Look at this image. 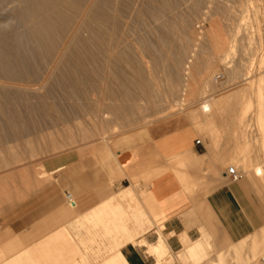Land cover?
Returning a JSON list of instances; mask_svg holds the SVG:
<instances>
[{
  "label": "rangeland",
  "instance_id": "374dc122",
  "mask_svg": "<svg viewBox=\"0 0 264 264\" xmlns=\"http://www.w3.org/2000/svg\"><path fill=\"white\" fill-rule=\"evenodd\" d=\"M11 1L13 2L12 3L13 7H15L19 4L18 0L17 1L11 0ZM72 1H74V0H72ZM75 1L76 2H73V3H77V2L78 3L76 5L74 4V6H75L74 9L75 8L80 9L82 1L80 0L81 3L79 0H75ZM112 1H115V0H112ZM116 1H115V3H116L115 7H117L118 9H122L124 6H121V8H119L118 5L123 4L124 2L122 0H116ZM162 1H163V4H166V5H164V7L171 4L170 5L171 7L169 6L171 8V11L169 13L171 14L172 9H173L172 15H170L168 13L169 7H166V8L162 7L163 6ZM162 1L158 0L155 2V3H157V2L159 3V4L157 3L156 5H159V6L161 5L160 7L156 6V7H158V10H156L157 8H155L154 3L149 4V7H147V5H148L147 1H146L147 5L143 4V11H146V8L147 9L149 8L153 12H152V14H150L151 15V17H150L147 14H149L151 10H148L149 12L146 11L147 14H145V15H146L147 21H146V23H145V25L141 31L142 39L138 38L137 39L138 45L135 44L136 47L138 48L139 55L136 52L126 51L125 54L128 56H126L127 57L126 58L124 55V58H123L124 62L120 65V68H119V65H117L116 66L117 68H115L116 70H113V68H112V71L114 73L111 70L109 71L110 73H113V75L112 74L110 75L111 78L114 79V82L112 84H95L94 85L95 82H93V81H96L95 77H97L95 75V73L98 71L97 70L98 68L96 67V63H95L96 60L94 61L95 56L91 57L93 60L89 58L90 62H91V60L94 61V65L92 64V62L90 63L89 60H88V63H87V61L84 60V59H88V57L86 56L87 53H88L87 55H91V51L95 55L98 53V51L96 50V42H94V40H90V42L88 44L89 47L87 45L85 47H82L79 50V55H81V53H82V55H85L83 58L85 63L82 62V60H81L82 55L78 56V57H81V59L79 58L80 60H78V58H73L69 62L70 66L77 71L78 78H79V81L81 83L78 82L79 83L78 84V83L74 82L75 84L69 83V84L47 85L48 88H46L45 90H48L49 92H51V95H50V93H48L50 95V97H48L46 99V102L43 105L42 110L37 112V115L36 114L33 115L34 113L29 111V110H31L30 108L25 109V108H22L23 106L21 107L23 109V113H21V114L24 115L28 111L30 113L28 112V116H27V118L25 116V119H24V116L22 115L23 121L22 120L21 121L23 123L22 122H20V123H22L23 126H21V127H23V128H21L20 132H15V134H14V130H12L11 125H9V123H7L5 121V119L0 117V130H1L0 131V155H1L0 156V171H1L0 172V252H5L7 254L3 258V262H2L3 264H6L8 261L11 260V258L13 256H16V255L18 256L20 253L22 255L17 259L27 260V258H30V256L27 255V253H29V252L35 253V252L41 250L42 249L41 246L43 244H46L47 241L49 240V238L52 237L53 235H55V233L57 231H59L60 229L63 230V232L66 235L71 234L75 238V244L77 246L82 245L83 240L89 241L92 238V236H91L92 233L98 234L97 238L96 239L94 238V241L87 242L89 244V245L87 244V249L86 248L81 249L82 253H84L86 255V259L88 257L89 260L87 259V261H89L90 264H100L106 258L111 256V253L109 252V250H110L109 247L113 246L115 250H118L116 245L118 243H124L126 241V240H123V236H125L127 233H125L123 231H120V232L115 231V225H112L111 229L108 230L109 232H104L102 230V228L100 229L101 231H99V229L94 230V227L92 225L86 223L89 225V226L87 225L89 227L87 230L86 229L84 230L81 226L80 232L77 231V228L79 226L77 221H81L83 219L85 213L79 214L78 212L75 213L73 211V212H69L72 214L69 218L63 217V219H60L58 217V215H57L58 208L54 206V202L58 200V202H60V204H62V206H64L65 208L66 207L68 208V205H67L68 201L66 199V196L68 194H71L76 199L77 192L75 190L74 181H72L73 179L75 180L74 174L72 176H69V179H67V181L65 180V183H64L63 188H62L63 193H62L61 197L52 200L50 203L45 202L44 206H42V208H40V210H38L36 213L28 216L29 215L28 212L31 210V208H33V204H34L35 200L43 199V198H45V200H46L49 198L48 190L46 192L45 188H43L44 186H46V185L52 186V184H53V186L58 187L60 185V181H59V177H58V175L60 173L55 174L52 177V179H49L48 182L45 183L44 185H35L33 183V181H34L37 173H40L41 171H43V165L45 166L44 170H50V169H54L55 167H57L59 164V161H57V159L59 157H61V155L66 156V154L67 155L73 154L74 157H73L72 161L77 162V163H82L83 161H91L93 163V166L88 168V172H90L92 170L99 169V170H102L103 173L104 172L106 173V171L108 169H105L103 167V163L105 164V162L108 160H110V162L115 161L117 153L119 151H124V150L130 149V148H133L140 143H145V142H148L150 140V137H149L147 139V141L145 139V142L140 141V142L134 143V139H136L138 137V135L143 132V130L136 131L135 129L147 121H148V123L152 122V121H154V122L151 123V126H148L147 128H145L144 132H147V130L151 131V130L156 129V131L158 130L157 132L168 133V132L175 131L178 129L190 128V132L192 134L191 145H192L194 139L199 140L201 142L203 152H205L206 154H209V152H211V148H210L211 142H209L210 140L208 138H206L207 136L205 137V136H203L204 135L203 133L195 132L194 129L191 127L190 120H188V119L186 120V118H188V117H185V113L179 114L180 112L177 110L179 108L176 107L171 111L166 110V107L164 106L165 101H163V100H166V99L168 100L169 95L172 92L173 93H172L171 97H173V96L176 97V98L173 97L176 100V102L181 101L182 100L181 98L187 99L188 93H189L188 90H190L191 84H189L188 81L186 82V79L183 78V76H182L184 74L183 70L184 71L187 70L186 67L189 66L188 62H189V60L190 61L193 60L191 58L193 56L195 58L203 56L205 58L211 59L210 58L212 56V55H210L212 53L211 47H210L211 41L207 37L210 35V33H208L209 35L206 33V32H209L210 22H211V20H214V19L219 20V18H220L221 19L220 21H224V23H225V21H227L226 17H228L229 16L228 14L230 13V12L227 13V11H230L231 7L232 8L235 7L233 5V2L235 0H219V1L218 0H214V1L212 0L213 3L210 0H162ZM125 2H126V4H128L130 2V0H126ZM151 2H153V1H151ZM167 3H169V4L167 5ZM12 4L6 6L7 9H5V10H9L8 8L12 7ZM0 5H1V3H0ZM152 5H154V6H152ZM181 5L182 6L185 5L184 6L185 9L182 8ZM72 6H73V4H72ZM160 8H161V11L163 9H166V10H164V12L167 11V13L164 14V12H162V14H159V13H161V11L159 10ZM70 9H72V7H69V9H68V13L70 15H74V12L75 13L77 12V11H73V9L72 10H70ZM77 9H75V10H77ZM225 10H227L226 11L227 14L224 17ZM174 11L175 12L178 11V12H176V13H178V16L176 13L174 14ZM205 13H206V15H205ZM212 13H216L217 15L221 14L222 16L218 15L216 17V15H214ZM166 14H168V15H166ZM157 15H158V17H157ZM164 15H165L166 19L163 18ZM201 15H204V18H202L203 16H201ZM207 15H208V17H207ZM159 16H160V18H159ZM161 16L163 19L161 18ZM170 16L174 20H172L170 18ZM167 17H168V21H167ZM152 18L155 20H153ZM181 18H182V20H181ZM175 19H177V20H175ZM178 20H180V21H178ZM163 21H164V23H163ZM205 21H207L208 23ZM160 24H162V25H160ZM176 25H177V27H176ZM135 26L136 25L134 24V27ZM167 26L169 28H171V30H174L175 32L171 31ZM136 27H138V26H136ZM165 27H167V29ZM163 29H165V30L163 31ZM176 32H177V34H176ZM141 36H139V37H141ZM209 37L212 38L211 36H209ZM162 38H163V40H162ZM135 41H134V43H135ZM148 41L150 42V44H148L149 43ZM91 48H92V50H91ZM85 51H87V52H85ZM132 53H133V55H131ZM188 55L190 56L191 59H189ZM178 56H179V58H181V60L178 58ZM172 59H174V60H172ZM186 59H187V62H186L187 65L182 66L185 63L184 60H186ZM236 59H237V55H234L232 61L234 62V60L236 61ZM132 60H133V62H132ZM76 61L78 62V64ZM136 61H139V64ZM180 61H182V62H180ZM134 62H135V64H134ZM172 62H173V64H172ZM69 63L67 66H69ZM89 63L91 64V66L93 65L91 68H90ZM178 63H181V64L178 65ZM84 66L87 67L86 69L90 68V70H93V71L97 70L94 73L95 77L92 76V74H93L92 71L90 72L88 70H84L85 69ZM217 67H218L217 70L214 71V73H213V78H215L214 84H210V86L206 88L207 93L205 94V96L214 94V95L219 97L223 93H224V95H226L225 92L228 91L226 88L231 85L229 70L224 65L219 64ZM81 69H82V71H80ZM136 70L137 71L141 70L142 72L139 71V74H138L136 72ZM179 70H181V71H179ZM86 71H88L89 73H92V74L91 75L85 74V73H88ZM131 71L132 72L135 71V73L134 72L132 73ZM131 73H132V75H131ZM84 74L86 75V77H84L85 79L83 78ZM124 75H126V76H124ZM133 75H134V77H133ZM89 76H91V77L89 78ZM131 76H132V78H131ZM170 76H171V78H170ZM136 77L137 78L139 77V79H137ZM152 81H153V83H152ZM82 82H83V84H82ZM120 83H121V85H120ZM134 83H135V85H134ZM142 83L145 84V87L143 86ZM117 85H119V86H117ZM243 85L244 84H238V85L236 84V89L231 91L233 93L230 92L227 94L231 95V96L237 94L235 96H236V100L238 98V100H237L238 102L241 101V99H242V100H245L244 103H246L248 101V103H246L245 105L251 104V106L249 108H246L247 113L245 114V118L243 119V124L245 126L244 128L246 131L244 129H243V131L249 133V134L244 133L245 137H246V135H248V137H247V139L249 140V141L247 140L248 142L251 141V138L253 139V141H251L253 143L251 144V142H250L248 145L250 146V144L251 145L254 144L253 145L254 148L257 145L256 150L254 148H252V149L255 152H257L258 154L257 153L253 154L254 151L250 150L251 147L249 148V146L247 148L250 151L247 148L245 150L247 152L249 151L250 153L252 152L253 155L258 157L260 155L259 154L260 153L259 152L260 146L258 145L259 143H257V139L259 138L258 141L260 140V137L258 136L259 133L257 132L258 131L257 113H258V109H259V102H258V99L256 98L257 96H255V94L250 96L251 91L256 89L258 84L253 85V89L250 86H243ZM80 86L86 87L87 89L86 88L85 89L80 88ZM123 86H124V88H123ZM141 86L145 89H143ZM64 87H66L65 89H67V90L63 89ZM120 87H122V88H120ZM134 87H135V89H134ZM79 88H80V90H79ZM131 88H133V90ZM148 88H149V90H148ZM83 89L85 90L86 95L82 91ZM232 89L233 88H231V90ZM147 90H148V92H147ZM241 90H243V91H241ZM52 91H54L53 92L54 94L52 93ZM64 91H66L69 96H67ZM78 91L82 92L84 94V96H81L82 94L80 95L79 94L80 92H78ZM149 91H151V92H149ZM165 91L167 92V94ZM175 91H176V93H175ZM208 91H209V93H208ZM235 91H236V93H235ZM73 92H74V94H73ZM106 92L109 94L107 95ZM177 92H179V93H177ZM140 94H141V96H140ZM110 95H112V96H110ZM175 95H178V96H175ZM131 96H132V98H131ZM237 96H239V97H237ZM240 96H243V97L241 98ZM140 97L141 98L144 97L143 100ZM221 97L216 98L217 99L216 105H218V107L220 109H223V108L226 109V107L231 109L232 108L231 106L233 105L232 103H235V102H236L235 104L238 103L236 100H234L235 97L229 96L230 98L229 97L227 98V96L226 97L224 96V99ZM135 98H136V101H134ZM164 98H166V99H164ZM150 99H152V100H150ZM222 99H223V101H222ZM147 100H149V102H147ZM218 100H220L221 102L219 103ZM232 100L234 102H232ZM224 101H226V102L224 103ZM94 102L95 103L98 102V103L95 104ZM135 102H136V104H135ZM137 102H139L141 104H139ZM213 102H215V101H213ZM111 103H112V105H110ZM85 104L86 105L88 104V105L86 106ZM32 105H34V103H32ZM103 105H105V106H103ZM17 106H19V105H17ZM17 106H16V108H17ZM113 106L114 107L116 106V107L114 108ZM224 106H226V107H224ZM234 106L235 105H233V107ZM44 107H46V108H44ZM164 107H165V109H164ZM21 108H20V106L18 107V109H21ZM161 109L164 110L162 112V114H161V111H162ZM21 110H19V111H21ZM43 110H44V112L46 111L45 114H44ZM78 110H80V112ZM167 111H168V113H167ZM172 111L173 112L177 111V112H174V117L166 119L165 118V117H167L166 115L171 113ZM81 112H82V114H81ZM98 112H100V113H98ZM31 113H32V115H31ZM118 113H119V115H118ZM120 115H122V116H120ZM163 115H165L164 118H163ZM162 119H164V121ZM230 121L229 122H222L221 124L224 123L226 127H224V124L221 125V127H223L224 130L228 129L229 133L230 132H232V134L234 133L233 134L234 136L232 134L230 136V134H229L228 137L232 138V139L230 138L232 140V142H233V140L237 141V143H239L237 145L242 147V144L244 142H246V138L244 137L245 138L244 139L245 141H244L243 136L240 135V133L242 134V130H240V132H238L239 131L238 126L235 129V130L238 129V131L234 132L232 130V123ZM237 121H236V124L239 123V122L237 123ZM247 121H248V124H247ZM4 122H6V123H4ZM108 122L109 123L111 122V124H109ZM227 123H229V125H227ZM243 124H241V125L238 124V125L243 126ZM7 125L9 127V129H8ZM101 125H102V127H101ZM95 126H97V127H95ZM110 126H111V128H110ZM114 126H116V127H114ZM117 126L119 127L120 130L117 129L118 128ZM84 128H86V129L84 130ZM114 128H115V130H114ZM95 129H97V130H95ZM131 129L134 131L127 132L128 130H131ZM236 133H238V134H236ZM257 133H258V135H257ZM112 135H115V136H112ZM237 135L239 137H242V138H240L241 139L240 142L238 139L239 137ZM73 136L75 139L73 138ZM201 136H203V137H201ZM76 137L77 138L80 137V138L77 139ZM103 138L108 139L109 141L113 142L112 144H110V146L113 148L115 156L101 162L100 161L101 160V157H100L101 154L97 151L98 150L97 148H99L98 146H101L104 143V140H102ZM43 139H44V141H43ZM242 140H243V142H242ZM57 141H58V143H57ZM81 141L85 142L86 144L82 143ZM88 141H90V142H88ZM226 141L223 142V140H222V142H221L222 146H219V148H218L219 150H221L220 152L223 153L220 156L222 157V159H225V162H222V166H221V172L225 171V173L228 172V169L230 167L238 166L236 163L234 164V162H237L236 160H234L235 154H234L233 150L229 151L228 148H230L229 147L230 143L227 144ZM255 143H256V145H255ZM55 144L57 147L55 146ZM61 144H62V147H61ZM72 144H73V146H72ZM50 145H52V146L54 145L53 146L54 148ZM227 145H229V146L227 147ZM225 147H226L228 152L225 151L226 150ZM52 148H53V150L55 149L54 153H53ZM223 148H224V150H223ZM243 148H244V146H243ZM51 150H52V152H51ZM222 150H223V152H222ZM224 152L226 154H228V156L225 154L226 156L224 157ZM229 153H231V154H229ZM252 154H250V155H252ZM20 159H21V161H20ZM232 159L234 161L233 163H232ZM106 163H108V162H106ZM187 163H189V161H187L186 163H184L180 166L172 168V170L176 172L177 176H179V174L185 175ZM8 165H11L12 171H9V172L6 171L7 169H5V168L8 167ZM15 166H17V167H15ZM25 166H27V167H25ZM26 168L29 169V173L31 176L33 175L32 173L35 172V168H36V173L34 174L35 177L32 176L33 180L31 182V186H29L28 188L25 187V184H24L23 179H22V173ZM30 168H32V169H30ZM235 168H237V167H235ZM40 169H41V171H40ZM207 171L208 172L204 173L205 179H208V177H206V173H209V170L207 169ZM238 171L242 175V179L240 180V182L231 183L228 179L221 181V182H224L225 184H228L229 186H232V187H237V188L239 187L241 189V191H240V189L237 190V193L239 194L240 198H242L241 203L243 204V208L247 209L248 213L251 215L250 216L251 222L249 224L251 226H253L254 233H253V235H249L244 240V242H242L240 245H238L237 247H234L231 250L234 254L233 257L231 256V253H229L227 255V257L225 255H220L216 261H218V264H230V263H232V264H263L262 260L264 259V247H261L260 241H262V238L264 237V189H263L264 184L262 187V184H260L259 182H255L253 179H249L246 174L243 175V172H244L243 167L239 166ZM118 172H119L118 175H120V177L123 176L121 171H118ZM152 177H154V174L149 176L148 180H150ZM179 179H181V178H179ZM110 181H111V185H112L113 180H110ZM180 181L183 184H185L186 186H189V188L190 187L196 188L198 186L197 184L196 185L187 184V176L186 175ZM132 182L135 183V185L137 187L136 190L139 194L137 192H136V194H137V197L140 200V202H142L144 204V206L147 208V210H149V208H150L149 206H151V205H153L152 208H154L155 202L152 199L151 194L146 193V191L141 192L139 180L133 179ZM259 184L261 185L263 190L260 188ZM218 185H219V183L214 184L211 187V189L214 190L215 188L218 187ZM53 186H52V188H53ZM47 188H48V186H47ZM45 192L47 193L46 195H44ZM4 195L7 196V198L5 200L3 199ZM3 201H4V203H2ZM126 204L127 203L123 204V207L125 209L130 207V205L127 204L128 205L127 206ZM31 213H33V211ZM127 215L129 217H132L134 214L128 212ZM144 219H147V217L144 216ZM132 220L133 219L128 220V222H126L127 227L133 228L135 222H134V220L133 221ZM147 225H148L146 227L147 230H146V228L143 227V229L146 230V231L144 230L145 232H142V233L132 232L131 233L134 236V238L132 239L131 242L133 245H135V247H134L135 250L136 251L138 250L139 255L141 256V258L144 259L146 264H153L154 260H155V262L157 260L154 256H152V254L149 252V250H150L151 246L156 245L158 241L149 243L146 239L143 238V236L145 234L149 233L155 227L158 228V230H157V235H158L159 224L152 226V224L150 222H148ZM117 227L121 229L123 227V225L117 224ZM77 234H79V236ZM99 234H101V235H99ZM104 235H107V236L103 237ZM100 236H102V237H100ZM202 236H203V239L209 243V246H208L209 255L206 258V263L208 262L209 264H214L215 261L211 260L210 258H211V255H213L215 253V250L212 247V244L210 242L209 237L206 236L205 234H203ZM119 238L121 239V241ZM164 238L167 240V243H168V238L165 236H164ZM145 240H146V244H148V245L146 246V248H140L139 245L141 243H139V242L140 241L142 242ZM182 245H184L183 241H182ZM107 246L109 249L107 248ZM257 247L259 249H257ZM88 250H90V251H88ZM183 250H184V247H183ZM183 250L180 252H176V253L171 252L172 253L171 255H168V256H166V258H163V261H164L163 264H174L175 262H179L176 259V256H178V254H181V252H183ZM258 250H259V252H258ZM252 251H253V253H252ZM105 253L106 254L109 253L108 256ZM64 254L65 253L63 252L61 257L52 258V263L53 264H65L66 257L64 256ZM103 255L105 257H103ZM101 257H103V258H101ZM145 257H147V258L150 257L149 261H147L145 259ZM98 258L101 260H99ZM82 259H83L82 257L81 258L78 257L77 261L80 264H83ZM95 259H98V260L95 261ZM102 259H104V260H102ZM248 261L251 263H249ZM18 263H19V260H17L14 264H18Z\"/></svg>",
  "mask_w": 264,
  "mask_h": 264
},
{
  "label": "bare ground",
  "instance_id": "6f19581e",
  "mask_svg": "<svg viewBox=\"0 0 264 264\" xmlns=\"http://www.w3.org/2000/svg\"><path fill=\"white\" fill-rule=\"evenodd\" d=\"M18 1H19L18 2L19 4L17 6L14 5L15 7H13V4H12L13 2L11 0H8V1L7 0H0V3H1V5H0V8H1L0 9V117L5 119V121L7 123H9V125H11L12 130H14V134H15V132H20L21 128H23V127H21V126H23L22 125L23 116L25 119V116L27 118L29 111L34 113L33 115H35V114L37 115V112L42 110V107L45 104L46 99L48 97H50V95H51V92H49L48 90H45L46 88H48L47 85L69 84V83H74V82L75 83H78V82L81 83L79 81L77 71L70 66L69 62L71 59L78 58V60H80L82 57V59H81L82 62H84V60H85L88 63L89 58L92 59L91 57L95 56L94 61L96 60L95 63H96V67L98 68L97 69L98 71L97 70H94V71L90 70V68L94 65V61H92L93 60L92 59L91 62L93 65L91 66V64H90L91 62L89 60L90 68L86 69L87 67L84 66L85 67L84 70H88L90 72L92 71L93 74L89 73L88 71H86L88 73H85V74H88V75L92 74V76H94L95 71H97L95 73V75L97 77L94 76L96 78V81L92 80L93 82H95L94 85L95 84H112L114 82V79H112L110 76L111 74L113 75V73H114L112 71V68H113V70H116L115 68H117L116 67L117 65H119V68H120V65L124 62L123 61L124 55H125V57L128 56L125 54L126 51L138 53V48L136 47V45H138L137 39L138 38L142 39L141 31H142V28L144 27V25L147 21L145 14H147L146 11L151 10L149 8L148 9L146 8V11H143V4H146V1H147L148 5L147 4L146 5H147V7H149V4L154 3L155 8H157L156 10H158V7H156V6H159V5H156L158 2L155 3L158 0H156V1L155 0H130V2L128 4H126V2H125L126 0H122L124 3L123 4L118 3L119 4L118 7L119 8H121V6H124V7L122 9H118L117 7H115L116 6V3H115L116 0L115 1H112V0H86V1L81 0L82 4H81L80 9L75 8V9H77V10H75L74 4L76 5L78 3V2L73 3V2H76L75 0L74 1H72V0H18ZM81 1H80V3H81ZM151 1H153V2H151ZM210 1L212 2V0H210ZM10 4H12V7H9L8 8L9 10H5V9H7L6 6H8ZM72 4H73V6H72ZM162 4H163V1H162ZM168 4L169 3H167V5ZM164 5H166V4H163L162 7H164ZM170 5L171 4H169L168 6H165L164 8L169 7ZM233 5L235 7H233V8L231 7V10L229 9L230 11L225 10L224 17L226 16V14L228 12H230L228 14L229 16L226 17L227 21H225V23H224V21H220L221 20L220 18H219V20L214 19V20H211V22H210L209 32H206V33L207 34L210 33V35L209 34L208 35L212 37V38H210L209 36H207L208 39L211 41V42L209 41L211 44L210 47H211V52H212L210 54V55H212L210 57L211 59L205 58L203 56L202 57L201 56L196 57V58L193 56V57H191L193 60H191V61L189 60V62H188L189 66L186 67L187 70H185V71L183 70V72H184V74L182 75L183 78L186 79V82L188 81V83L191 84V88H190V90H188L189 93H188L187 99L181 98L182 99L181 101L176 102V100L174 99L176 97H174V96H173L174 98L171 97V95L173 93L172 92V93H170L168 100L166 98H164L166 100H163V99L162 100L165 101L164 106L166 107V110L171 111L177 107V108H179V109H177L180 112L179 114L185 113V117H188V118H186V120L187 119L190 120L191 127L194 129V131L203 133L204 134L203 136H205V137L207 136L206 138H208L210 140V141L209 140L208 141L211 142V145H210L211 146L210 147L211 152H209V154H206L205 156L203 155L201 157H197L195 155L194 158L192 160H190L189 163H187V165L190 164L191 162L194 163L198 167H199V165L205 164L207 166H206V168H205L206 170L204 172H208L207 169L209 170V173H206V177L211 178V180H213V182H218V183L221 181L227 180V178H223L222 172H221L222 162H225V159H222V157L220 155L223 153H221L220 152L221 150L218 149L219 146H222V144H221L222 140H223V142H225L227 140L226 141L227 144L230 143L229 144L230 146L227 145V147L228 146L230 147V148H228L229 151L233 150V152L235 154L234 160L237 161V162H234L232 159V163L234 162V164L236 163L238 165V166L234 165L237 168H235V167H233V168L238 170L239 166L243 167V170H244L243 175L246 174L247 176L253 177L256 180V182H259L260 184H262V187H263V184H264V0H235L233 2ZM152 6H154V5H152ZM184 6H182V8H184ZM69 7H72L73 11H77V12L76 13L74 12V15H70L68 13ZM170 7L168 10V13L171 11ZM161 8L159 9L160 11H161ZM72 9H70V10H72ZM164 10H166V9H163L161 11V13H159V14H162V12H164ZM178 11H176V12H178ZM226 11H227V13H226ZM152 12L153 11L151 10L150 13L147 15H149L151 17L150 14H152ZM176 12L174 11V14ZM165 13H167V11L164 12V14ZM172 14H173V9H172V13L170 15H172ZM176 14L178 16V13H176ZM212 14L216 15V17L218 15L222 16L221 14H218V15L216 13H212ZM166 15H168V14H166ZM205 15H206V13H205ZM201 16H203L202 18H204V15H201ZM157 17H158V15H157ZM207 17H208V15H207ZM159 18H160V16H159ZM161 18H162V16H161ZM163 18L166 19L165 15L163 16ZM170 18H171V16H170ZM182 18H181V20H182ZM171 19L174 20L173 18H171ZM153 20H155V19H153ZM175 20H177V19H175ZM167 21H168V17H167ZM178 21H180V20H178ZM207 21H205V22H207ZM163 23H164V21H163ZM134 24L138 27H136V26L134 27ZM160 25H162V24H160ZM167 27H165V28L167 29ZM176 27H177V25H176ZM169 29L171 30V28H169ZM164 30L165 29H163V31ZM171 31H174V30H171ZM176 34H177V32H176ZM139 36H141V37H139ZM90 40H94V42H96V50L98 51V53L95 55L91 51V55H87L88 53L86 54L88 59L83 60L85 55H82V53H81L82 56L79 55V50L82 47L87 46L89 44ZM162 40H163V38H162ZM134 41H135V43H134ZM148 44H150V42ZM88 47H89V45H88ZM91 50H92V48H91ZM85 52H87V51H85ZM131 55H133V53ZM138 55H139V53H138ZM234 55H237V59H236V61L234 60V62H233L232 60H233ZM78 56H81V57H78ZM178 58H179V56H178ZM191 58L189 56V59H191ZM179 59L181 60V58H179ZM172 60H174V59H172ZM182 61H180V62H182ZM132 62H133V60H132ZM136 62H138V64H139V61H136ZM173 62H172V64H173ZM184 62L185 63L182 66L187 65V63H186L187 59L184 60ZM68 63H69V66H67ZM77 64H78V62H77ZM134 64H135V62H134ZM180 64L181 63H178V65H180ZM219 64L224 65L229 70L231 85L226 88L228 90L227 92H225L226 95H224V93L221 94V96L223 95L222 97L221 96L218 97L214 94L205 96V94L207 93L206 88L209 87L210 84H214L215 78H213V73H214V71L217 70V68H218L217 66ZM110 70L113 73H110L109 72ZM80 71H82V69ZM139 71L142 72L141 70H139ZM139 71L136 70V72L138 74H139ZM179 71H181V70H179ZM133 72L135 73V71H133ZM132 73H131V75H132ZM84 75H83V78L86 77V75L85 76ZM124 76H126V75H124ZM90 77L91 76H89V78ZM133 77H134V75H133ZM131 78H132V76H131ZM170 78H171V76H170ZM137 79H139V77ZM135 83H134V85H135ZM152 83H153V81H152ZM82 84H83V82H82ZM236 84L237 85L238 84H244L243 86H250L252 89H253V85L258 84L256 89H254V90L251 89L252 91L250 90L251 91L250 96L255 94V96H257L256 98L258 99V102H259V109H258V113H257V117H258L257 118L258 119V125H257L258 131L257 132L259 133V135H258V133H257V135L260 137V140L258 141V139H259L258 138L257 143H259L258 145L260 146V149H259L260 155L258 157L253 155L254 153L255 154L257 153L252 149V148H254V146H253L254 144L251 145L253 143V142H251V141H253V139L249 136L251 138V141H250L251 144L249 146L248 144L250 142H248L249 140L247 139L248 135H246V137H245V134H244V133L247 134L248 132L243 131V129L245 130V128H244L245 126L243 124V119L245 118V114L247 113L246 108H249L251 106V104L245 105L246 103H248V101L246 103H244L245 100L241 99L243 96H240L241 101L238 102L237 101L238 98L236 100V96H235L237 94L232 95V96L227 94V93H230L231 91H233L234 89H236ZM120 85H121V83H120ZM117 86H119V85H117ZM124 86H123V88H124ZM143 86L145 87V84H143ZM66 87H64L63 89H65ZM80 88L85 89L86 87L80 86ZM80 88H79V90H80ZM120 88H122V87H120ZM231 88H233V89L231 90ZM84 89L82 91L86 95V92ZM131 89L133 90V88H131ZM134 89H135V87H134ZM143 89H145V88H143ZM65 90H67V89H65ZM148 90H149V88H148ZM148 90H147V92H148ZM241 91H243V90H241ZM53 92L54 91H52V93ZM64 92L67 96H69L66 91H64ZM78 92H80V91H78ZM149 92H151V91H149ZM48 93H50V95ZM175 93H176V91H175ZM177 93H179V92H177ZM208 93H209V91H208ZM231 93H233V92H231ZM235 93H236V91H235ZM73 94H74V92H73ZM79 94L80 95L82 94L81 96H84V94L82 92H80ZM108 94L109 93H107V95ZM166 94H167V92H166ZM110 96H112V95H110ZM140 96H141V94H140ZM175 96H178V95H175ZM224 96L225 97L227 96V98L229 96L235 97V99L234 98L233 99L236 100L238 103L237 104H235L236 102L232 103V102H234L232 100L231 103L233 105H235L234 107L232 105L231 106L232 108L229 109L228 107L224 106V107H226V109L225 108L220 109L218 107V105H216V102H217L216 98L221 97L224 99ZM237 97H239V96H237ZM131 98H132V96H131ZM143 98H141V99L143 100ZM223 99H222V101H223ZM150 100H152V99H150ZM220 100H218L219 103L221 102ZM134 101H136V98ZM213 101H215V102H213ZM147 102H149V100H147ZM225 102L226 101H224V103ZM32 103H34V105H32ZM97 103H95V104H97ZM137 103H139V102H137ZM135 104H136V102H135ZM139 104H141V103H139ZM17 105H19L20 108L23 106L22 108H25V109L30 108L31 110H29V111L27 110L28 112L26 111L27 112V113H25L26 115L25 114L23 115V114H21V113H23V109L22 108H21L22 110L18 109L19 106H17ZM110 105H112V103ZM16 106H17V108H16ZM103 106H105V105H103ZM165 107H164V109H165ZM44 108H46V107H44ZM19 110H21V111H19ZM161 110H162L161 111V114H162V112L164 110L163 109H161ZM78 111L80 112V110H78ZM43 112H44V110H43ZM45 112H44V114H45ZM174 112H177V111H174ZM174 112L172 111L171 113L167 114L166 115L167 117H165V118L169 119V118L174 117ZM32 113H31V115H32ZM98 113H100V112H98ZM167 113H168V111H167ZM81 114H82V112H81ZM118 115H119V113H118ZM120 116H122V115H120ZM164 116L165 115H163V118H164ZM162 120L164 121V119H162ZM229 121L232 123V130L234 132L238 131V129H239L238 132H240V130H242V134L240 133V135L243 136V140L246 138V142H244L242 144V147L237 145V144H239V143H237V141L233 140V142H232V140H231L232 138L230 137L231 138L230 139L228 137L229 134L231 136L232 132L229 133L228 129L224 130L223 127H221V125L224 124V123L221 124L222 122H229ZM236 121H237V123L239 122L238 124H240V125L243 124V126H239L238 124H236ZM6 122H4V123H6ZM20 122H22V123H20ZM153 122L154 121L148 123V121H147L144 124H141L135 130L136 131L143 130V132H144L145 128H147L148 126H151V123H153ZM109 124H111V122ZM247 124H248V121H247ZM102 125H101V127H102ZM227 125H229V123H227ZM237 126L239 128L237 130H235L237 128ZM7 127H8V125H7ZM95 127H97V126H95ZM114 127H116V126H114ZM224 127H226L225 124H224ZM110 128H111V126H110ZM8 129H9V127H8ZM85 129L86 128H84V130ZM117 129H119V127ZM95 130H97V129H95ZM114 130H115V128H114ZM129 131H134V130L131 129V130H128L127 132H129ZM147 132H148V130H147ZM236 134H238V133H236ZM112 136H115V135H112ZM203 136H201V137H203ZM73 138H74V136H73ZM79 138H77V139H79ZM240 138H242V137L238 138L239 142L241 140ZM102 140H104V143L101 146H98L99 148H97L98 149L97 151L101 154L100 155V157H101L100 161L101 162L115 156L113 148L110 146V144H112L113 142L109 141L108 139H105V138H103ZM243 140H242V142H243ZM43 141H44V139H43ZM88 142H90V141H88ZM57 143H58V141H57ZM82 143H85V142H82ZM255 145H256V143H255ZM50 146H52V145H50ZM55 146H56V144H55ZM72 146H73V144H72ZM243 146H244V148H243ZM248 146H249V148L251 147L250 150L254 151L253 154H252V152L251 153L249 152L250 150L247 148ZM61 147H62V144H61ZM53 148H52V150H53ZM246 148L249 150L248 151L249 153L245 150ZM256 148H257V145L255 146L254 149L256 150ZM225 149H226V147H225ZM52 150H51V152H52ZM54 150H53V153H54ZM223 150H224V148H223ZM223 150H222V152H223ZM225 151H227V149ZM225 154L226 153L224 152V157L226 155L228 156V154H226V155ZM229 154H231V153H229ZM250 154H252L253 156ZM72 156H73V154H68V155L64 156V158H65V160L70 161L73 158ZM60 158L61 157H59L57 159V161H59ZM20 161H21V159H20ZM15 167H17V166H15ZM25 167H27V166H25ZM189 167L191 168V166H189ZM198 167H197V169H198ZM44 168H45V166L43 165V171H41V169H40L41 172L37 173L38 176L36 175V177L34 175L36 173V168H35V172L32 173L33 174L32 176L35 177V179L33 181V183L35 185H44L45 183L48 182L49 179H52V177L55 174H58V173H60L66 169L65 166H57V168L53 169V170H44ZM199 168L200 169L202 168V171L204 170L203 169L204 167H199ZM5 169H7L6 171H8V172L12 171L11 165H8V167H6ZM30 169H32V168H30ZM192 169H193V167H192ZM195 170H196V168H195ZM32 176L30 175L29 169H27V168L22 173V178L26 179L25 182H32V180H33ZM178 177L183 179L185 177V175L179 174ZM262 187L260 185L261 189H262ZM192 189H194V188H192V187L189 188V186H186L187 192L190 193L192 191ZM263 189H264V187H263ZM68 195H71V194H68ZM68 195H67V197H68ZM71 197H72L71 200L67 199L68 200V204H67L68 208L66 207L65 212H68V211L73 212L74 211V212H78L79 214H81V208H80L79 202L75 199V197L73 195H71ZM124 203H127L128 205H130V207L125 209L123 207ZM142 205L143 204L140 202V200L137 197L136 190L129 189V190L123 191L122 193H120L117 196H113L112 198L106 200L99 207L92 209L89 212H87L81 221H77V223L79 224L77 231H79V232H80L81 226L84 230L85 229L87 230L89 228L88 224H90L94 227V230L99 229V231H101L100 229L102 228V230L104 232H109L108 230L111 229L112 225H115V231H117V232L123 231V232L127 233L125 236H123V240H126V241L124 243H118L116 245L118 250H115L113 246L109 247L110 248L109 252L111 253V256L106 258L105 260L102 259L104 261L101 262L100 264H143L140 257L137 254L138 250L137 251L135 250V248H134L135 245H133L131 242L132 239L134 238V236L131 234L132 232L142 233V232L146 231L145 229H143L142 219L144 218V215L142 212L143 211ZM128 212L133 213L134 215L132 217H129L127 215ZM131 219H133L135 222L133 228H129L126 225V222H128V220H131ZM147 222H150V221L148 220ZM86 223H88V224H86ZM117 224H122L123 227L120 229L117 227ZM164 229H165V226H164V224H162L159 227V231H158V240H157L158 242L156 245L151 246V248L149 250V252L152 254V256H154L156 258V260H157L156 264H163V262H164L163 258H166V256L172 254L171 253L172 250H171L169 244L167 243V240L164 238V234H163ZM77 235L79 236V234H77ZM99 235H101V234H99ZM91 236H92V238L89 241H94V238L96 239L98 234L92 233ZM105 236H107V235H104L103 237H105ZM57 237L62 239V240H65V242H66V244H64V245L61 244V246L63 247L61 250L63 252H66L65 264H80L77 261L78 257L83 258L82 259L83 264H90V262L87 261L88 257L86 259V255L84 253H82V251H81L82 248L87 249V244H88L87 242H89V241L83 240L82 245L77 246L75 244V238L71 234L66 235L65 233H62V234L58 235ZM100 237H102V236H100ZM263 239H264V237L262 238V241H260L261 247H264V240ZM120 241H121V239H120ZM139 243H141L139 245L140 248H146V246L148 245V244H146V240L142 241V242L140 241ZM183 244H184L183 245V247H184L183 252H181V254H178V256H176V259L179 261L180 264H209L208 262L206 263V258L209 255V252H208L209 243L207 241L202 239V240H199V241L197 240L196 242H194V241H191L190 239L185 237V239H183ZM107 248H108V246H107ZM257 249H259V248L257 247ZM88 251H90V250H88ZM258 252H259V250H258ZM252 253H253V251H252ZM108 254H106V255L108 256ZM103 257H105V256L103 255ZM103 257H101V258H103ZM98 259H95V261ZM99 260H101V259H99ZM249 263H251V262H249ZM214 264H218V261H215Z\"/></svg>",
  "mask_w": 264,
  "mask_h": 264
},
{
  "label": "crops",
  "instance_id": "0c3cea01",
  "mask_svg": "<svg viewBox=\"0 0 264 264\" xmlns=\"http://www.w3.org/2000/svg\"><path fill=\"white\" fill-rule=\"evenodd\" d=\"M157 131L155 129L140 133L134 139V143L145 142V139L147 141L149 137L150 140L133 148L119 151L115 161L108 160L106 161L108 163H103V167L108 169L106 173L99 169L88 172V168L93 166L91 161L77 163L72 161L73 158L67 161L64 158L65 155H61L58 166H65L66 169L58 175L60 185L57 187L52 184L53 188L51 185L44 186L45 191L48 190L49 198L35 200L28 216L40 210L45 202L50 203L61 197L65 180L67 181L73 174L75 180L72 181H74L77 192L76 200L80 204L81 214H86L99 207L103 202L123 191L136 190L137 187L132 182L133 179H136L139 180L141 192L146 191L151 194L155 202V207L152 208L153 205H151L149 210L141 202L143 215L147 217V219H142L143 227L148 226V220L152 226L159 224L160 227L164 224L163 234L168 238L173 253L183 250L182 241L185 237L196 242L202 240V235L205 234L209 237L215 250V253L211 255V260L216 261L220 255L227 257L229 253L233 257L234 254L231 250L254 233L253 226L249 224L251 215L247 209L243 208L242 198L237 193L240 188L219 182L218 187L212 190L211 187L218 182H213L211 178L205 179L204 171L207 165H199V167H204L202 171V168L200 169L191 162L185 170L187 184H197L198 186L190 193L187 192L186 185L180 181L172 168L192 160L195 155L201 157L206 153L203 152L201 145H197L198 140L194 139L191 145L190 128L168 133ZM118 171H121L123 176L120 177ZM153 174L154 177L148 180V177ZM222 176L226 178V173L222 172ZM248 178L256 182L253 177L248 176ZM22 179L25 187L31 186V182H25L26 179ZM110 180H113L112 185ZM46 192L44 195L47 194ZM6 198L7 196L4 195L3 199ZM54 206L58 208L57 215L60 219L69 218L72 215L69 211L65 212L66 208L58 200L54 202ZM32 211L33 213H31ZM157 230L158 228L155 227L143 238L149 243L157 242ZM62 233L64 232L60 229L49 238L46 244L41 246V250L27 253L30 256L27 260L17 259L22 255L20 253L18 256H13L6 264H14L17 260H19L18 264H53L52 258L62 256L61 249L63 247L61 244H66L65 240L57 237ZM64 253L66 257V252ZM137 254L142 263L146 264L138 251ZM6 255L5 252H0V264H3V258ZM149 258L145 257L147 261ZM153 264H156L155 260ZM174 264L180 263L175 262Z\"/></svg>",
  "mask_w": 264,
  "mask_h": 264
},
{
  "label": "built area",
  "instance_id": "2783aa9c",
  "mask_svg": "<svg viewBox=\"0 0 264 264\" xmlns=\"http://www.w3.org/2000/svg\"><path fill=\"white\" fill-rule=\"evenodd\" d=\"M197 145H201V142L198 140ZM226 178L231 182V183H238L242 179V175L240 172L233 167H230L228 172L226 173ZM71 195H68L67 199L71 200ZM262 263L264 264V259L262 260Z\"/></svg>",
  "mask_w": 264,
  "mask_h": 264
}]
</instances>
